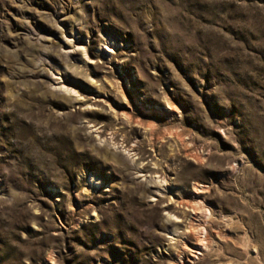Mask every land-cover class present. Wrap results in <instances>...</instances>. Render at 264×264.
Instances as JSON below:
<instances>
[{
    "label": "rangeland",
    "instance_id": "1",
    "mask_svg": "<svg viewBox=\"0 0 264 264\" xmlns=\"http://www.w3.org/2000/svg\"><path fill=\"white\" fill-rule=\"evenodd\" d=\"M0 264H264V0H0Z\"/></svg>",
    "mask_w": 264,
    "mask_h": 264
},
{
    "label": "bare ground",
    "instance_id": "2",
    "mask_svg": "<svg viewBox=\"0 0 264 264\" xmlns=\"http://www.w3.org/2000/svg\"><path fill=\"white\" fill-rule=\"evenodd\" d=\"M201 242H203V241H201ZM200 245H201V244H200ZM203 245H204V244H203ZM202 247H203V246H202ZM202 247H201V248H202ZM195 252H196V250H195Z\"/></svg>",
    "mask_w": 264,
    "mask_h": 264
}]
</instances>
